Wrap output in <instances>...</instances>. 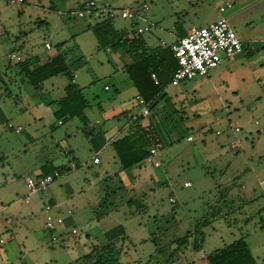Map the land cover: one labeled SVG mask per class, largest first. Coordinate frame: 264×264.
I'll return each mask as SVG.
<instances>
[{"label": "rangeland", "instance_id": "obj_1", "mask_svg": "<svg viewBox=\"0 0 264 264\" xmlns=\"http://www.w3.org/2000/svg\"><path fill=\"white\" fill-rule=\"evenodd\" d=\"M88 1L99 10L135 12L134 19L114 18V28L131 35L147 28L141 37L149 47L172 45L175 24L188 31L219 18L247 46L206 76L165 88L166 97L143 121L159 127L158 167L143 162L125 171L111 146L98 150L103 139L125 135L122 112L135 115L139 107L123 71L129 58L98 47L88 26L102 17L81 9ZM227 3L231 8L220 13ZM61 43L69 64L79 57L86 62L74 72L89 103L86 124L77 117L59 124L54 117L65 76L36 90L16 59L9 60L46 61ZM263 130L264 0H0V264H71L119 225L126 230L121 264H166L175 241L206 219L202 249L193 252L190 244L171 264H208L206 255L241 237L264 264ZM70 163L77 168L24 201L26 178ZM50 201L64 219L54 232L44 226Z\"/></svg>", "mask_w": 264, "mask_h": 264}, {"label": "trees", "instance_id": "obj_2", "mask_svg": "<svg viewBox=\"0 0 264 264\" xmlns=\"http://www.w3.org/2000/svg\"><path fill=\"white\" fill-rule=\"evenodd\" d=\"M23 2L24 0H22ZM81 6V9H84L85 2ZM54 8L55 5L51 1L50 9ZM97 12H99V9L96 7L90 11V13ZM101 17L94 25L88 26V29L95 36L98 47L113 52L120 51L128 56L129 64L123 67V71L127 74L137 94L146 102H152L150 114L145 117L135 116L130 118L125 135L111 143L121 169L126 171L145 162L150 155L149 150L151 148L155 149L157 144L161 143L159 127L152 123L144 125L143 121L145 118L150 117L159 101L166 97V94L162 93L171 84L177 62L170 46L149 47L137 31H134L131 35L124 30H116L113 19H110L107 15H101ZM175 28L177 41L185 36L186 31L179 24H175ZM62 46L63 43L57 45V53L46 61L41 60L38 56H29L19 61L17 65L25 74L28 83L36 90L41 87L43 82L51 78L59 75L65 76L68 85L65 87V95L55 102L57 108L53 113L54 117L59 123H62L61 120L77 117L86 124L87 118L84 111L89 107V103L83 94V90L74 83V72L84 67L86 62L83 57H79L69 64L67 52L61 51ZM246 50L247 46L244 45L243 51ZM247 54L251 55V52ZM152 75H155L157 84L152 80ZM158 98L159 100H157ZM97 107H99V104ZM122 115H127V112ZM57 171L62 173L65 169L59 168ZM46 174H50L49 171L46 170L43 175ZM106 197L107 195L105 201ZM106 202H102L100 207L105 206ZM134 202V200H130L129 204ZM170 202L174 203L172 199H170ZM146 209L147 207L143 204L139 203L137 206L139 212L143 213ZM208 223L207 219L206 221L201 220L192 232H187L184 236L178 238L175 241L177 247L170 254L169 259L166 260V264H171L175 260L174 258L179 256L184 249H189L190 244L191 251L199 252L205 242L203 227ZM104 238L106 240L104 244L92 246L89 253L71 264H121L122 249L119 242L126 239L125 228L121 225L116 226L107 231ZM205 259L208 264H257L244 237L234 240L222 248L214 249L205 256Z\"/></svg>", "mask_w": 264, "mask_h": 264}, {"label": "built area", "instance_id": "obj_3", "mask_svg": "<svg viewBox=\"0 0 264 264\" xmlns=\"http://www.w3.org/2000/svg\"><path fill=\"white\" fill-rule=\"evenodd\" d=\"M20 3L22 0H18ZM87 12L95 8L93 1L85 2ZM231 4H226L225 7L219 8V12L223 13L226 9L231 8ZM110 19L120 17L122 19H134L135 12L130 10H103ZM78 17H84L83 12H79ZM147 28H138L137 33L142 34ZM244 42L241 41L226 21V19H219L218 21L206 26V27H192L188 30L182 38H179L174 44H172L171 50L173 56L177 62V68L173 73L171 85L177 86L183 81L192 80L197 77L206 76L212 69L222 64L226 60H231L243 53ZM163 46H165L163 44ZM44 48L49 50L51 47L48 43L44 44ZM16 59L17 62L21 61L19 57L14 55L9 56V60ZM155 84L157 79L155 75L151 76ZM106 90L108 87L105 88ZM139 111L135 116H148L150 114V106L152 102H146L141 96L135 97ZM60 124V123H59ZM20 128L16 129V132H20ZM187 141H192L191 137L187 138ZM149 157L146 159L147 164H153L154 167H158L159 163L153 161V157L156 154V150L151 148L149 150ZM98 159H94V163H97ZM60 172L55 171L52 174H46L36 178H26L25 185L27 194L25 200H27L33 194L44 191L55 179L59 178ZM185 187H189V183L184 184ZM45 214V228L50 232H54L58 227H61L64 223L63 218L53 214V206L47 203L43 207ZM75 233V230H72ZM57 241L56 237L52 238V243ZM3 241L0 239V245Z\"/></svg>", "mask_w": 264, "mask_h": 264}, {"label": "crops", "instance_id": "obj_4", "mask_svg": "<svg viewBox=\"0 0 264 264\" xmlns=\"http://www.w3.org/2000/svg\"><path fill=\"white\" fill-rule=\"evenodd\" d=\"M228 4V3H227ZM104 10H108V9H104ZM101 12H105V11H103V10H99V12H97V14H98V17H101ZM220 19V18H219ZM219 19H217L216 21H218ZM215 20L213 21H210V22H208V23H206L203 27H206V26H208V25H210V24H212V23H214V22H216ZM137 31V30H136ZM144 32V31H143ZM187 32V31H186ZM242 41V40H241ZM176 42V41H175ZM174 42V43H175ZM173 43V44H174ZM165 46H163V44H162V47H167L168 45H166V44H164ZM169 46H171V45H169ZM236 58V57H235ZM231 60H234V58L233 59H231ZM107 87V86H106ZM105 87V88H106ZM106 90V89H105ZM107 90H109V88L107 89ZM136 91V90H135ZM138 94H137V92H136V96H137ZM99 108H100V105H99ZM124 112H127V115H123V117L125 118V120H126V123L124 124V126H123V130L125 131V133H126V129H127V123H128V120H130V118H133V117H135V115L138 113H136L135 115H133V114H131L128 110H125V111H123L122 112V114L124 113ZM18 129V128H17ZM236 131H238V129H236ZM16 132V131H15ZM263 132H264V130H263ZM218 134V133H217ZM115 136H117V135H114V136H112L113 138H111V139H109V140H106V139H103V142L101 143V146H100V148L98 149V150H101V149H103V148H105L106 146H111V143L112 142H114L115 140H117V139H119V138H121V137H115ZM124 136V135H123ZM189 142V141H188ZM112 148V147H111ZM113 150V149H112ZM114 155H115V153H114ZM116 157V156H115ZM95 158H97V157H95ZM95 158H93V164H99V159H98V162L97 163H94V159ZM77 168V165L76 164H74V163H70V165H69V167H67L66 169H65V171H70V170H72V169H76ZM55 172V171H54ZM53 172V173H54ZM59 172V171H58ZM43 174H44V171L41 173V175H39V176H43ZM50 174H52V173H50ZM39 176H37V177H39ZM26 196V195H25ZM25 196H24V201L26 202V203H28L29 202V198L27 199V200H25ZM49 204L51 205V206H53V214H55V215H58V216H60L59 214H58V211H56V208H57V205L53 202V201H50L49 202ZM55 210V211H54ZM45 221V220H44ZM63 221H64V219H63ZM9 223V222H8ZM64 224V223H63ZM62 227V226H61ZM75 230V229H74ZM72 232V231H71ZM76 230H75V233L74 234H76ZM71 234H73V233H71ZM62 240L64 241V239H65V235L64 236H62ZM2 240V239H1ZM3 241V240H2ZM0 247H1V245H0Z\"/></svg>", "mask_w": 264, "mask_h": 264}]
</instances>
